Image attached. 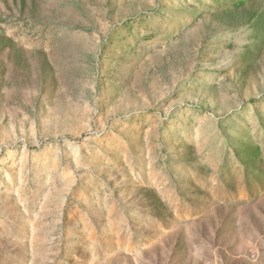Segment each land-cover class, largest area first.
<instances>
[{
	"label": "rangeland",
	"instance_id": "obj_1",
	"mask_svg": "<svg viewBox=\"0 0 264 264\" xmlns=\"http://www.w3.org/2000/svg\"><path fill=\"white\" fill-rule=\"evenodd\" d=\"M0 264H264V0H0Z\"/></svg>",
	"mask_w": 264,
	"mask_h": 264
},
{
	"label": "clouds",
	"instance_id": "obj_2",
	"mask_svg": "<svg viewBox=\"0 0 264 264\" xmlns=\"http://www.w3.org/2000/svg\"><path fill=\"white\" fill-rule=\"evenodd\" d=\"M250 32L246 26L228 28L219 38L220 50L213 55L210 63L218 70L229 68L243 52L245 46L250 42L248 39ZM227 45H232L228 47Z\"/></svg>",
	"mask_w": 264,
	"mask_h": 264
}]
</instances>
